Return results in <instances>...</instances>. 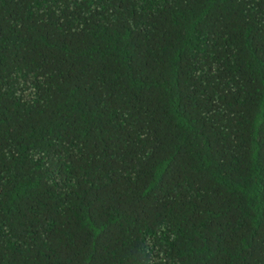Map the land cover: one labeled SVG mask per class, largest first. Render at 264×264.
I'll list each match as a JSON object with an SVG mask.
<instances>
[{"label":"trees","instance_id":"obj_1","mask_svg":"<svg viewBox=\"0 0 264 264\" xmlns=\"http://www.w3.org/2000/svg\"><path fill=\"white\" fill-rule=\"evenodd\" d=\"M0 264H264V0H0Z\"/></svg>","mask_w":264,"mask_h":264}]
</instances>
